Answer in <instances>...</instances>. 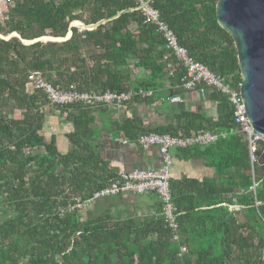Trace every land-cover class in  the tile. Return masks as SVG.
<instances>
[{
  "label": "trees",
  "instance_id": "16d2710c",
  "mask_svg": "<svg viewBox=\"0 0 264 264\" xmlns=\"http://www.w3.org/2000/svg\"><path fill=\"white\" fill-rule=\"evenodd\" d=\"M216 1L153 0V5L190 56L237 86V52L216 21ZM133 8L131 0H16L0 18V205L13 211L0 220V264H264V165H255L253 191L246 139L229 132L234 123L228 97L203 84L197 86H204V94L184 89V68L172 54L164 58L168 52L155 27ZM75 22L94 27L80 29ZM44 36L55 39L24 42ZM134 68L142 74L134 75ZM31 72L56 89L155 91L153 98L123 106L158 101L166 88L171 95L193 91L201 102L214 103L213 115L200 107L178 112L163 126L124 119L115 128L135 143L148 132H227L205 146L174 148L177 156H200L215 170L201 181L175 179L170 170L177 241L171 240L158 198L152 214L94 213V202L85 211H56L75 197H90L120 171L95 143L93 112L104 106L50 104L42 90L29 85ZM56 112L72 124L66 134L71 148L64 153L55 137L43 133ZM229 205L240 209L229 211ZM182 243L187 251L179 254Z\"/></svg>",
  "mask_w": 264,
  "mask_h": 264
},
{
  "label": "built area",
  "instance_id": "2783aa9c",
  "mask_svg": "<svg viewBox=\"0 0 264 264\" xmlns=\"http://www.w3.org/2000/svg\"><path fill=\"white\" fill-rule=\"evenodd\" d=\"M16 0H0V18L6 16L9 6ZM134 3V10H138L145 23L155 27L156 32L164 43V48L168 52L164 56L172 54L178 63L185 70V80L182 84L186 90L197 89L200 94H204V86L212 87L228 97L233 108L234 128L229 132H241L247 143L248 157L251 166L252 184L250 189L255 190L254 169L259 163V149H264V134L254 130L248 122L246 112L240 95V83L237 86L224 81V79L208 69L207 66L190 56L188 50L178 43L177 37L168 24L161 18L157 8L153 5V0H131ZM80 29L89 28L77 25ZM91 28V27H90ZM89 28V29H90ZM171 72L169 71L168 74ZM29 85L42 90L50 104L64 106L71 104H84L89 107L99 106H121L126 102L137 98H153V89L130 88L121 92H96L77 90L73 86L68 89H56L49 82L45 81L41 73L31 72L28 75ZM161 91L158 101L165 103H178L179 95H171L166 91ZM227 132L213 133L200 131L189 136H173L168 133L148 132L141 134L136 143L143 149L157 147L161 156V165L157 168H133L127 171H120L107 185L96 190L90 197H75L66 204L57 205L56 211L60 214L75 210H86L93 202L106 197H115L123 194L141 195L144 193H154L161 201L162 215L168 225L171 240L179 239V224L176 218L175 205L172 200L170 187V170L173 157L171 148H187L192 146H205L225 137ZM116 142L128 144V139L115 138ZM260 150V151H261ZM258 204V202H256ZM187 246L185 243L179 245V254L185 253Z\"/></svg>",
  "mask_w": 264,
  "mask_h": 264
},
{
  "label": "crops",
  "instance_id": "0c3cea01",
  "mask_svg": "<svg viewBox=\"0 0 264 264\" xmlns=\"http://www.w3.org/2000/svg\"><path fill=\"white\" fill-rule=\"evenodd\" d=\"M78 25V22L73 23ZM164 91V90H163ZM178 95V94H177ZM181 100L178 103H165L157 100L134 101L130 106H104L97 112H93L94 121L92 127L96 132L95 143L98 144L100 154L109 161L110 166L117 172L127 171L133 168H157L161 165V156L157 147L141 148L135 142L122 144L116 142L115 138L126 139L122 132L115 134V128L124 119H134L141 127L163 126L168 120L182 110L203 108L206 114L213 115L214 103L208 100H201L191 92L179 94ZM58 113V112H56ZM53 120V121H52ZM56 120V121H54ZM47 132V138L55 137L56 147L61 152H67L71 146L66 134L72 130V124L62 115L54 114L48 116L43 132ZM173 163L171 167V177L179 179L181 177L196 178L199 181L212 178L215 174L214 168L206 164L205 159L200 156L192 158H182L177 156L172 149ZM259 162L264 165V149L259 156ZM157 202V197L153 193H144L137 196L130 194L118 195L102 200H97L92 206L94 213L109 212L113 214L124 213L152 214V205ZM224 205V204H223ZM229 211L239 210L238 206L229 205Z\"/></svg>",
  "mask_w": 264,
  "mask_h": 264
},
{
  "label": "water",
  "instance_id": "95a60500",
  "mask_svg": "<svg viewBox=\"0 0 264 264\" xmlns=\"http://www.w3.org/2000/svg\"><path fill=\"white\" fill-rule=\"evenodd\" d=\"M215 16L233 39L241 76L240 95L248 122L264 134V0H217ZM11 35L16 33L8 37ZM38 39L55 38L24 42Z\"/></svg>",
  "mask_w": 264,
  "mask_h": 264
},
{
  "label": "rangeland",
  "instance_id": "374dc122",
  "mask_svg": "<svg viewBox=\"0 0 264 264\" xmlns=\"http://www.w3.org/2000/svg\"><path fill=\"white\" fill-rule=\"evenodd\" d=\"M133 74L134 75H136V76H140L142 73H141V71H139L138 69H133ZM56 114H58V115H60L59 114V112L58 113H56ZM53 121V120H52ZM54 121H56V120H54ZM46 136H47V132H45V130H44V132H43ZM172 149H174V148H171L170 149V153L172 154ZM93 207H95V205L94 206H92V208L90 209V210H92L93 209ZM89 208V207H88ZM85 211V210H84ZM13 215V211H12V209H11V207L9 206V205H0V220L1 219H3V218H6V217H11Z\"/></svg>",
  "mask_w": 264,
  "mask_h": 264
},
{
  "label": "bare ground",
  "instance_id": "6f19581e",
  "mask_svg": "<svg viewBox=\"0 0 264 264\" xmlns=\"http://www.w3.org/2000/svg\"><path fill=\"white\" fill-rule=\"evenodd\" d=\"M43 38H49V37H43Z\"/></svg>",
  "mask_w": 264,
  "mask_h": 264
}]
</instances>
